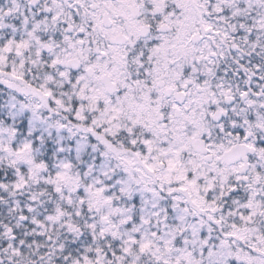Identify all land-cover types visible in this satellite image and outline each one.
Listing matches in <instances>:
<instances>
[{
    "label": "snow or ice",
    "instance_id": "6c2138e0",
    "mask_svg": "<svg viewBox=\"0 0 264 264\" xmlns=\"http://www.w3.org/2000/svg\"><path fill=\"white\" fill-rule=\"evenodd\" d=\"M0 264H264V0H0Z\"/></svg>",
    "mask_w": 264,
    "mask_h": 264
}]
</instances>
